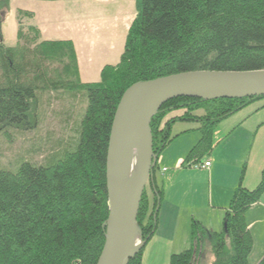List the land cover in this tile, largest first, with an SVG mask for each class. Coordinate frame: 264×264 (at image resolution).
<instances>
[{
	"label": "trees",
	"instance_id": "16d2710c",
	"mask_svg": "<svg viewBox=\"0 0 264 264\" xmlns=\"http://www.w3.org/2000/svg\"><path fill=\"white\" fill-rule=\"evenodd\" d=\"M8 3L0 0V11ZM136 9L118 63L104 66L99 81L90 84L79 80L70 40L41 41L36 27L23 28L21 21L33 13L16 12L15 46H4L0 31V134L36 131L45 93L62 92L69 110L78 96L83 103L74 124L64 118L66 128L73 124V136L60 139L56 150L40 161L34 158L39 150L21 152L14 172L0 165V264H96L108 216V136L116 107L131 86L195 71L264 70V0H137ZM253 104H259L254 112L264 109V96L166 102L150 123L156 161L177 137L171 135L176 123L195 125L181 134H200L186 156L198 160L200 152L211 151L214 128ZM244 170L224 209L222 231L192 220L188 249L172 254L168 264H197V255L205 252L211 264H248L253 240L245 215L264 194V165L252 190L242 187ZM160 200L144 189L136 218L143 247L155 232ZM141 255L142 249L128 264H141Z\"/></svg>",
	"mask_w": 264,
	"mask_h": 264
},
{
	"label": "rangeland",
	"instance_id": "374dc122",
	"mask_svg": "<svg viewBox=\"0 0 264 264\" xmlns=\"http://www.w3.org/2000/svg\"><path fill=\"white\" fill-rule=\"evenodd\" d=\"M136 4L137 0H59L55 2L9 0L8 8L0 11L1 39L4 46H15L17 43L16 34L18 29L16 12L18 10L31 12L33 13L32 19H23L21 21L23 28L30 25L36 27L40 32L41 41L70 40L76 54L80 82L85 84L95 83L99 81V73L104 66H113L118 63L119 57L123 51L128 28L137 14ZM77 99L75 106L69 110V105H67L68 98L66 95L62 94V92L43 94L41 96L43 102L41 106V118L38 122L36 131L32 129L33 131H28V133L18 134V132H12V130L9 129L6 133L0 134V165L14 172L20 165V158L23 157L19 155L22 154L21 152L39 150L34 158L36 161H40L46 152H50L51 149H57L56 145L59 143L58 141L60 139L67 140L68 136H73L71 131L74 121L78 118L83 109V103L80 100L81 96H78ZM47 100H49V103H47ZM257 106H259V104H253L247 107L240 112V114H236L238 115L237 118L230 120L229 123L226 122L227 120L222 122L219 125V129L229 128L232 126L231 123L235 122L237 119L242 120V116L250 115ZM66 116H70L71 119H74L72 120L73 124L69 125L68 128H66L63 123ZM250 117V119L245 117L243 119V125H239L235 129L237 130V136H235V138L241 139V137H244L248 142L241 150H237L242 154L240 159V161L242 160V169H245V164H247L253 148V140L256 133L254 130L255 126L258 122L264 120V109L259 110V114H254ZM194 128L195 125L193 126V124L176 123L171 128V135ZM252 130L254 132H252ZM188 133L195 134L198 132L190 131ZM189 137L190 136L181 138L178 142L173 144L171 142L172 145L170 144L171 146L169 145L170 147L168 146L169 148L167 147L164 151L165 157L167 158V156H171L173 153H183L185 147L190 143V141L187 140ZM197 142L198 141L195 140L191 143L193 145L186 151L187 155L189 150L197 145ZM218 149L220 150L221 148ZM256 149L257 148H255L254 151H256ZM186 154L184 159L187 156ZM201 154L202 152H200L198 156L202 157ZM205 155L209 157V152L205 153ZM190 161L191 160L187 161L186 159L182 162L180 168H195L196 164L194 160ZM159 162L158 159V162L156 161L158 166L157 169L159 168L158 171L162 168ZM166 163L167 162H165L164 166L165 169L170 170V166ZM157 169L154 173V180L153 178L152 181L148 180L145 189L149 195L161 198L159 204L160 208L162 199L163 197L166 198V194L160 190V177ZM170 188L169 185L168 189ZM157 191H161V194L159 195ZM262 197L261 202L264 204V197ZM199 202L202 204V195L199 197ZM197 212L198 213H190V211L184 210L180 211L179 222L175 223L174 239H172L176 245H178L179 242H184V240L188 238V243L186 245V249H188L192 220L200 223L204 228H206L205 226H212L213 232L219 233L222 231V222L220 221L218 225L217 219L209 214V210L206 212L205 208H199ZM188 216H193L194 218L191 217L190 221H188L186 220ZM197 219L200 221H197ZM170 222L171 221L167 217L160 216L158 211L156 229L152 236L154 242L147 246L152 239L151 237L148 243L142 248L141 264L169 263L170 256L167 260L161 259L163 256L160 255L162 252L160 251V244L163 243V241H168V235L171 234ZM247 223L250 224V234L253 240V247L248 257V264H258L264 256V205L254 208L247 213ZM140 241L141 237L139 236L136 243L139 244ZM173 250L179 253L184 249L179 245V247H173ZM211 262L212 256L210 252L197 255L195 260L197 264H211Z\"/></svg>",
	"mask_w": 264,
	"mask_h": 264
},
{
	"label": "water",
	"instance_id": "95a60500",
	"mask_svg": "<svg viewBox=\"0 0 264 264\" xmlns=\"http://www.w3.org/2000/svg\"><path fill=\"white\" fill-rule=\"evenodd\" d=\"M264 96V70L195 71L135 84L122 95L113 115L105 158L108 216L104 244L96 264H128L142 249L136 218L145 186L153 178L150 123L166 102L178 98L202 101ZM138 167L130 171L132 158Z\"/></svg>",
	"mask_w": 264,
	"mask_h": 264
},
{
	"label": "crops",
	"instance_id": "0c3cea01",
	"mask_svg": "<svg viewBox=\"0 0 264 264\" xmlns=\"http://www.w3.org/2000/svg\"><path fill=\"white\" fill-rule=\"evenodd\" d=\"M254 110L250 113V115L242 116V118L244 119L247 117L250 119L251 115L259 114V111L254 112ZM237 114H240V112ZM237 116L238 115L234 117L232 116L225 121L229 123L230 120L237 118ZM243 119H237L235 122L231 123L232 126L229 128L219 129V125L221 123L214 128L211 135L212 149L209 151V157L204 154L198 160L193 159L198 168H180V166L182 162L186 160V158L184 159V156L188 148L193 145L191 143L195 140H199V133L174 134V136L177 137L172 141V144L178 142L181 138L190 136L187 138L190 143H188L185 147L184 152H179V154L173 153L171 156H167V158L165 157V150L160 154L159 163L162 168L160 171H158V168L157 171L159 172L160 177V190L166 194V198L163 197L162 199V203L159 208V215L165 216L171 221V234L168 235V241H163L161 244L159 243L160 251H162L160 255L163 256L161 258L162 260H167L172 254H178L176 253V250H173V247H179L180 245V247H183V251L187 250L186 245L188 243V238L184 240V242H179L178 245H176L172 240L174 239V231L176 228L175 223L179 222L181 210L190 211V213H198L197 211L199 208H205L206 212L209 210V214L217 219L218 225L220 221L222 222L225 212L224 209L231 199L233 191L239 182L242 171V160L240 161L242 154L237 150H241L245 144H248L244 137H241V139L235 138V136H237V130L235 129L239 125H243ZM254 130L256 133L254 135L253 148L249 155V160L247 164H245L244 174L241 179L242 187L247 190H252L257 186L260 180V172L264 165V120L258 122ZM252 132L254 131L252 130ZM218 148L221 149L219 150ZM255 148H257L256 151H254ZM165 162H167L166 164L170 166V170L165 169ZM207 162L210 163L208 168H199L202 164ZM169 185L171 187L170 189H168ZM201 195L202 204L199 202V197ZM262 205L264 204L261 202L260 198L259 202L252 206L247 213L254 208L261 207ZM247 213L245 215V220L248 230L250 231V224L247 223ZM191 217L193 216H188L186 220L190 221ZM197 221L200 220L197 219ZM205 227L207 230L213 231L212 226ZM153 242L154 240L152 237L147 246L149 244H153Z\"/></svg>",
	"mask_w": 264,
	"mask_h": 264
},
{
	"label": "bare ground",
	"instance_id": "6f19581e",
	"mask_svg": "<svg viewBox=\"0 0 264 264\" xmlns=\"http://www.w3.org/2000/svg\"><path fill=\"white\" fill-rule=\"evenodd\" d=\"M137 167H138L137 159L133 157L130 164V171L135 172L137 170Z\"/></svg>",
	"mask_w": 264,
	"mask_h": 264
},
{
	"label": "built area",
	"instance_id": "2783aa9c",
	"mask_svg": "<svg viewBox=\"0 0 264 264\" xmlns=\"http://www.w3.org/2000/svg\"><path fill=\"white\" fill-rule=\"evenodd\" d=\"M209 166H210V163L207 162V163L202 164L199 168L205 169V168H208ZM195 168H198V167L196 166Z\"/></svg>",
	"mask_w": 264,
	"mask_h": 264
}]
</instances>
